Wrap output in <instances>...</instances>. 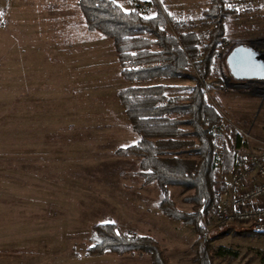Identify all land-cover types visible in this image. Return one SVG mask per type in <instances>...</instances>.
Wrapping results in <instances>:
<instances>
[{
	"label": "rangeland",
	"instance_id": "1",
	"mask_svg": "<svg viewBox=\"0 0 264 264\" xmlns=\"http://www.w3.org/2000/svg\"><path fill=\"white\" fill-rule=\"evenodd\" d=\"M115 1L125 10L150 4L148 16L161 10L174 35L194 31L205 41L214 26L203 17L209 0ZM234 3L237 12L225 21L226 42L205 91L240 134L243 157L249 148L264 147V79H235L227 57L239 44L264 51V0ZM120 71L113 40L88 28L78 0L57 6L0 0V264H153L141 253L89 255L92 228L106 222L153 236L172 264H198L193 226L163 214L159 187L145 182L139 157L117 153L139 138L117 99L120 88L194 82H129ZM231 130L219 138L226 148L235 147ZM231 172L219 174L220 185ZM169 189L180 209L192 210L185 200L192 191ZM204 223L212 236L228 232L212 244L237 254L231 264H262L264 234L243 233L246 228L220 223L216 215Z\"/></svg>",
	"mask_w": 264,
	"mask_h": 264
},
{
	"label": "trees",
	"instance_id": "2",
	"mask_svg": "<svg viewBox=\"0 0 264 264\" xmlns=\"http://www.w3.org/2000/svg\"><path fill=\"white\" fill-rule=\"evenodd\" d=\"M229 2L209 0L203 17L214 26L204 41V35L194 31L177 30V35L168 32V19L161 10L144 17L138 10H125L113 0H78L88 28L113 40L123 79L148 82L183 77L194 82L192 86L154 84L120 88L117 99L139 138L120 147L117 153L139 157L145 182H155L159 187L158 207L163 214L193 226L198 235L193 245L198 264H231L237 255L212 244L226 236V230L212 236L204 223L218 212L226 185L219 184V174L229 173L243 158L237 153L242 145L240 134L225 124L205 91L214 72L215 58L226 42L225 21L237 12ZM184 90L189 92L170 95ZM225 130H231L228 141L235 147L219 144ZM171 186L192 191L185 197L193 203L191 211L179 208L170 196ZM242 232L261 234L252 229ZM92 234L94 243L87 250L89 255L107 251L121 255L141 253L149 255L153 264H172L166 249L151 235L122 232L113 222L96 224ZM261 263L264 264V254Z\"/></svg>",
	"mask_w": 264,
	"mask_h": 264
},
{
	"label": "built area",
	"instance_id": "3",
	"mask_svg": "<svg viewBox=\"0 0 264 264\" xmlns=\"http://www.w3.org/2000/svg\"><path fill=\"white\" fill-rule=\"evenodd\" d=\"M250 0H236L243 4ZM150 4L134 3L135 10L148 16ZM218 222L264 234V147L249 148L232 170L219 199Z\"/></svg>",
	"mask_w": 264,
	"mask_h": 264
},
{
	"label": "water",
	"instance_id": "4",
	"mask_svg": "<svg viewBox=\"0 0 264 264\" xmlns=\"http://www.w3.org/2000/svg\"><path fill=\"white\" fill-rule=\"evenodd\" d=\"M232 76L237 80L264 79V52L251 45L235 46L227 57Z\"/></svg>",
	"mask_w": 264,
	"mask_h": 264
},
{
	"label": "crops",
	"instance_id": "5",
	"mask_svg": "<svg viewBox=\"0 0 264 264\" xmlns=\"http://www.w3.org/2000/svg\"><path fill=\"white\" fill-rule=\"evenodd\" d=\"M32 3H35V4L40 5V6H45V5H48V4L57 6L58 5V0H22V4H32Z\"/></svg>",
	"mask_w": 264,
	"mask_h": 264
},
{
	"label": "bare ground",
	"instance_id": "6",
	"mask_svg": "<svg viewBox=\"0 0 264 264\" xmlns=\"http://www.w3.org/2000/svg\"><path fill=\"white\" fill-rule=\"evenodd\" d=\"M264 52V51H263Z\"/></svg>",
	"mask_w": 264,
	"mask_h": 264
}]
</instances>
